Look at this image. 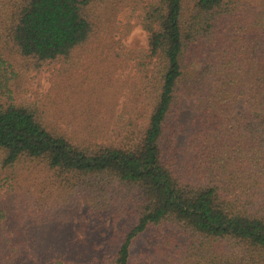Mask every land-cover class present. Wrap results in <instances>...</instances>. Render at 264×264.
Wrapping results in <instances>:
<instances>
[{
  "label": "trees",
  "instance_id": "obj_1",
  "mask_svg": "<svg viewBox=\"0 0 264 264\" xmlns=\"http://www.w3.org/2000/svg\"><path fill=\"white\" fill-rule=\"evenodd\" d=\"M135 23L146 47L120 43ZM98 56L134 61L140 124L68 133L25 100ZM0 191V264H131L148 232L158 264H264V0H0ZM75 197L105 245L60 221Z\"/></svg>",
  "mask_w": 264,
  "mask_h": 264
},
{
  "label": "rangeland",
  "instance_id": "obj_2",
  "mask_svg": "<svg viewBox=\"0 0 264 264\" xmlns=\"http://www.w3.org/2000/svg\"><path fill=\"white\" fill-rule=\"evenodd\" d=\"M128 13V11L119 13L118 21L125 22ZM147 42V31L140 24L135 23L120 43L129 48H142L147 46ZM102 57L98 56L97 59L100 65L92 61L78 63L71 69L73 71L62 79L54 70L55 64H52V67L44 66L39 73L33 72L29 76V92L25 95V100L46 108L47 115L53 122L66 128L68 133L81 134L82 130L79 129L81 126L93 123L97 126L99 136H112L122 128L121 123L115 119L121 114L126 118L134 116V123L140 124L142 120L140 113L144 110V103L141 97H133L134 99L130 97L134 90L130 82L137 74L134 61L131 60L128 64L117 67L111 64V56L105 57L104 61H101ZM183 100L182 107H189L190 96L185 95ZM241 104L242 100L239 105ZM184 141L185 134H179L176 140L177 146H181ZM1 195L0 191V197ZM74 202L75 211L69 220L67 218L65 220L63 214L58 215L61 222L65 224V221H68V225L70 224L77 231L78 240L74 243L82 244L80 238L87 235L102 241L105 245L112 231L111 214L104 215L103 220H97L96 226L88 225L87 201L75 197ZM126 219L130 218L127 216ZM172 233L176 235V242L184 239L183 235L177 234L173 229ZM156 241V235L148 232L135 242L132 245L131 264H158V255L154 249Z\"/></svg>",
  "mask_w": 264,
  "mask_h": 264
}]
</instances>
